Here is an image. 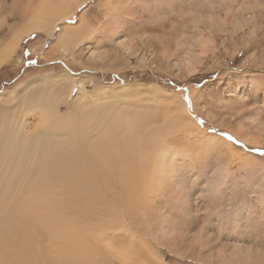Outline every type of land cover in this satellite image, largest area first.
Returning a JSON list of instances; mask_svg holds the SVG:
<instances>
[{
  "label": "rangeland",
  "instance_id": "rangeland-1",
  "mask_svg": "<svg viewBox=\"0 0 264 264\" xmlns=\"http://www.w3.org/2000/svg\"><path fill=\"white\" fill-rule=\"evenodd\" d=\"M52 21L24 36L0 67V92L70 71V104L78 100L77 111L110 130L97 132L99 125L78 133L71 150L60 151L51 184L53 224L63 228L64 220L87 234L124 219L134 227L111 248L86 246L64 261H53L47 240L40 238L41 246L23 232L19 238L31 243L27 261L264 264V0H85L55 28ZM64 26L69 42L61 39ZM184 103L179 124L171 117L183 116ZM66 105L60 111L69 118L74 107ZM119 112L146 122L121 130ZM167 113L172 116L157 126ZM152 123L175 151L161 182L144 191L136 187L138 138L149 139ZM86 142L93 149L88 165ZM41 212L19 211V221L33 222ZM118 247L129 261L117 256ZM7 264H19V257H7Z\"/></svg>",
  "mask_w": 264,
  "mask_h": 264
},
{
  "label": "bare ground",
  "instance_id": "bare-ground-1",
  "mask_svg": "<svg viewBox=\"0 0 264 264\" xmlns=\"http://www.w3.org/2000/svg\"><path fill=\"white\" fill-rule=\"evenodd\" d=\"M84 1L27 0L26 4L19 8V0H0V19L2 21L0 22V67L12 58L24 36H28L33 31L44 29L39 23H43L45 19L50 22L57 17L56 21H52L54 22L52 28H55L58 20L70 17L74 9ZM71 36L68 27L64 26L61 39L69 42ZM74 85L75 79L71 76L70 71L62 70L55 72L52 76L42 75L31 78L26 82H21L13 90L0 92V264H7V257H19V264H33L35 260L32 257L34 256L30 257V262L27 261V249L28 245L31 248V243L19 238L23 232L30 231L31 239L40 243L39 245H41L40 238L47 240L45 245L48 244V246L45 247L49 255L52 254L50 256H53V261H59V258L62 261L64 258L67 260V256L78 254L86 246L90 250L101 249V247L111 248L113 240L125 239L126 233L128 235L130 228L134 227L132 222H128V219L120 220L123 223L116 225L115 218H113L107 223L114 224L106 230L99 229L87 234L80 227H69V223L64 220H61L63 228L55 227L53 224L49 211L53 210L57 204L53 205L52 203L51 184L55 183L53 177L58 168L57 158L62 153L60 151L71 150L70 144L76 140L78 133L94 130V127L96 129L99 125L101 127L97 132L101 131L107 134L110 130L107 128V123L102 125L98 123L100 121L96 123L95 119V122L89 121L86 114L82 110L79 111L80 107L76 105L78 100L70 104L69 100ZM63 104L74 107L71 117L63 116L64 114L60 111V106ZM76 107L79 109L78 111ZM183 111L186 112L185 103L182 104V115ZM78 113L79 116H82L80 122L76 118ZM122 114L119 112V117L116 115V120L120 123L118 128L121 130L134 131L136 128L131 129L132 124L146 122V120L142 121L144 117L136 118V114L134 117L130 114ZM167 114L162 116V119L157 122V126H161L167 121V117L172 116ZM29 115L36 119L29 121L26 118ZM183 116L178 115L171 118L175 122H178L176 120L178 119L180 124L181 121L185 122V116L184 119ZM150 122H152L151 119ZM106 125L107 127H103ZM102 127L103 129H101ZM154 130L152 123L147 131L149 139L146 140L141 136L138 138V143L142 146H139L140 157L135 168V174L139 177L136 187L143 188L144 191L147 188L152 189L161 182L163 172L168 169L166 162L171 161L173 155L171 153L175 151L163 140L164 136ZM144 141H146L145 144H143ZM226 142L229 143L230 149L238 152L229 140ZM86 145L84 155L85 163L88 165L92 161L93 149L89 142H86ZM86 151H89L91 155L90 160L85 154ZM63 160L66 165L65 154ZM123 163L126 164V167L131 166L128 158ZM131 172H133L132 169ZM126 193H130V191L122 194ZM41 197L43 200H40ZM118 199L120 202L123 200L121 194ZM140 204L139 202L138 205ZM28 208L39 209L42 212L33 222L23 223V221H19V211H25ZM61 216H65L63 207ZM19 224L22 226L21 230H19ZM29 227L31 230L28 229ZM123 229L126 231L114 233ZM131 232L133 233V230ZM134 235L135 232L131 237ZM42 243L44 242L42 241ZM62 243H66L67 246L63 248ZM123 253L118 247L117 256L125 258ZM130 253L132 255V252ZM127 259L123 260H130Z\"/></svg>",
  "mask_w": 264,
  "mask_h": 264
}]
</instances>
